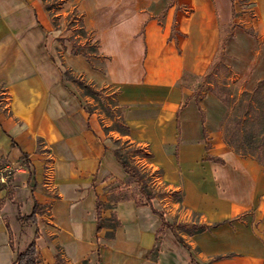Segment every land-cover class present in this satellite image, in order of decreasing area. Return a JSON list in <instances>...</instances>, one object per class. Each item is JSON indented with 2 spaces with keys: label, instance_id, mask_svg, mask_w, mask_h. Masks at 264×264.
Here are the masks:
<instances>
[{
  "label": "crops",
  "instance_id": "0c3cea01",
  "mask_svg": "<svg viewBox=\"0 0 264 264\" xmlns=\"http://www.w3.org/2000/svg\"><path fill=\"white\" fill-rule=\"evenodd\" d=\"M74 3L98 41L104 71L71 50L61 67L55 64L46 45L50 33L41 23L52 24L43 0H0V85L7 95L6 113L0 108V159L32 161L31 174L19 175L28 186V213L33 201L46 205L38 199V140L54 158L59 197L51 207L52 222L74 264L85 255L95 259L96 200L113 192L104 193V186L113 181L122 189L132 186L113 154L115 132L106 133L98 114L82 108L74 84L62 79L68 67L97 86L116 87L129 127L123 137L144 149L150 170L180 198L171 202L170 219L164 205L157 208L153 201L151 206L119 201L120 225L113 238L102 240L98 264H264V152L259 161L230 149L221 132L227 106L207 91L202 114L193 89L183 83L186 76L207 72L222 39V60L232 73L254 85L264 77V0ZM250 26L253 34L246 31ZM4 208L0 205V264H11V217L7 222ZM152 208L170 223L196 219L207 228L186 234L185 247L168 227L156 236L161 219ZM38 215L36 246L47 238L45 229L39 234Z\"/></svg>",
  "mask_w": 264,
  "mask_h": 264
},
{
  "label": "rangeland",
  "instance_id": "374dc122",
  "mask_svg": "<svg viewBox=\"0 0 264 264\" xmlns=\"http://www.w3.org/2000/svg\"><path fill=\"white\" fill-rule=\"evenodd\" d=\"M60 0H48L49 4L52 5V13L55 14L57 28L54 29L53 23L50 22L45 23L42 22L44 28L50 33L48 41L46 45L52 51V56L54 57L55 64L58 67H61V58L64 60L65 56L71 49V41L73 42H85V39L82 36H79V22L76 20V13L73 10L77 9L74 6L75 0H68L64 5L59 7ZM246 7L247 15L246 17L252 18L253 14L249 11L248 6H242V8ZM79 12V11H77ZM39 17V16H38ZM238 17V14H237ZM75 20V21H74ZM238 22V21H236ZM241 25L248 26L247 21L238 22ZM68 28V30H66ZM88 32V29H86ZM44 31V30H43ZM45 32V31H44ZM92 34V33H91ZM93 36V34H92ZM93 40H96L93 37ZM93 41H91L92 43ZM65 61V60H64ZM92 62L97 67L103 66L102 59L93 58ZM66 63V62H65ZM228 66V65H227ZM229 67V66H228ZM230 69V67H229ZM211 76L207 79L205 77H197V76H186L183 80V83L191 87L192 89H199L200 84H204L208 88H213L217 84H221L223 81L226 82L228 86H230L235 93V106L233 108L234 114L238 115L242 112V108L237 106L238 99L240 98L241 92L243 90L251 91L254 88L253 82L244 80L241 77H238L237 74H230L228 70L223 67L218 66L213 72L210 74ZM116 87L110 86L105 89L103 92H100L98 98H93L90 96H83L82 94L85 90H78L75 86L72 89L74 95L78 99L80 103H88V105L93 109L94 113L98 114L100 124L103 128H107L108 132L114 131L115 137L113 139L114 148H118L119 152L122 154V159L130 163L132 166H136L142 174L145 176V180L149 186V189L155 193V197L151 199L154 205L157 208L163 207L164 212L167 213V218L169 217V208L171 207V202L178 201L179 195L175 192H170L167 190L159 181V174L157 171H151L148 165L147 155L144 149L141 146H138L135 143L130 142L125 139L116 129L118 127L115 126V122L118 119L117 116V107L112 106L109 96L112 95L113 90ZM199 91H202L199 90ZM5 89L0 85V108L6 113L7 99H6ZM106 108H109V112L107 113ZM112 114V116H110ZM236 117V116H235ZM237 118V117H236ZM236 118L232 119L235 120ZM226 125V124H225ZM229 129L233 128V122L227 123ZM112 128V129H111ZM261 128L260 124H256L253 127H249V132H256ZM250 137L248 133L247 137L245 136V143L247 144V139ZM234 138V137H233ZM242 139L239 137V140ZM244 139V138H243ZM238 140V139H235ZM238 142V141H236ZM257 141L255 142V144ZM235 148L237 143H233ZM230 148V147H229ZM33 164L29 159L20 158L16 162L8 161L7 159H0V205L4 206V215L6 216L7 222H9V217H11V238L14 246V250L12 253V257L14 258L15 251H19L23 249L26 243L31 236L32 228H28L27 223L23 225V222L19 221V216L28 213L29 207L31 205L30 200H28L25 196V191L28 189V186L25 185L24 182L20 181L19 175L23 172H30L32 170ZM55 170H54V158L51 153L50 148L46 146V144L42 140H38V199L44 200V203L48 206L45 213L37 216V226L39 228V234L41 236V229H45L47 234V238L43 239L41 244L37 243L38 246V264H55L54 256L58 253L63 258L65 264H74L69 256L66 254L64 247L58 242L56 228L52 222V214L51 207L54 201L59 197L58 186L55 179ZM4 181V182H3ZM127 186L132 183L126 191H124V196L131 197L136 194L139 199H141L140 193L136 186L135 182H130L129 178L127 179ZM122 184V183H121ZM121 184L117 181H113L106 186H104V193L107 191L114 190L116 188H121ZM77 189H82L79 187ZM118 194H108L106 198L102 196V200L106 204H111L113 200H115ZM112 205V204H111ZM116 207V205H115ZM115 207L111 209H106L104 212V216L111 221L118 219L116 215ZM111 212H114L112 214ZM170 219V218H168ZM173 224L175 225L177 233L183 237V240H186L184 237L188 234L187 229L184 227V224L187 225H198V220L195 219L194 222H178L176 218H173ZM118 227L114 230V235L116 234ZM31 230V232H30ZM110 232V229H103L101 233L96 235V238L99 239L98 248L95 249L94 253L95 259L91 260L89 255H85L80 258V264H98L100 257V250L105 246L102 242L103 239H107L105 234ZM108 240V239H107ZM157 245L155 244L152 252L146 254L143 257V260H150L151 256L157 250ZM13 260V259H12Z\"/></svg>",
  "mask_w": 264,
  "mask_h": 264
},
{
  "label": "trees",
  "instance_id": "16d2710c",
  "mask_svg": "<svg viewBox=\"0 0 264 264\" xmlns=\"http://www.w3.org/2000/svg\"><path fill=\"white\" fill-rule=\"evenodd\" d=\"M45 7L51 17V21L55 28H57L56 23V15L52 13V5L49 4L48 0H43ZM65 0H60L59 7H61L64 4ZM76 13L77 21L79 22V36H82L85 39V42H73L71 39V53L72 54H80L86 58L90 66L94 69L104 71V67H97L93 64L92 59H102V56L98 52V41L93 40L92 32H88L82 22V15L77 12L76 10H73ZM235 14V13H234ZM75 21V20H74ZM236 23L233 22L231 24V27L235 25ZM58 29V28H57ZM68 30V28L66 29ZM246 31L250 34H253V28L250 26L246 28ZM230 33V31H227V35ZM91 41H93L91 43ZM223 49H224V39L221 40L220 47L218 50V53L208 68L207 72L202 75L201 77L209 78L211 75V72H213L218 66L225 68L228 70V73L232 74V71L229 69V67L223 62L222 56H223ZM62 79L70 81L74 84V86L78 90H85V92L82 94L83 96H90L93 98H98V95L100 92H103L105 89L107 90L108 86H97L93 82L89 81L87 78H85L82 74L75 73L70 68L65 67L64 70H62ZM202 91H199L201 90ZM207 91H211L216 95V97L222 101L227 106V113L224 117V119L221 122V132H222V138L224 143L230 147L236 154L240 156H253L257 160L261 161L262 155L264 152V77L261 79H258L255 83L254 88L251 91L243 90L241 92L240 98L238 99L237 106H240L242 108V112L238 115L234 114L233 108L236 105L235 104V93L233 89L226 84L225 81H223L221 84H217L213 88H208L204 84L199 85V89L194 88L192 96L195 98L196 103L198 104L200 111L203 114V111L200 107V100L204 96V94ZM118 92L117 90H113L112 95L109 94L108 99L111 102L112 106L117 107V116L118 119L115 122V126L121 135H128L129 134V127L125 123L121 107L119 106V102L117 99ZM82 108L88 112L89 114L94 113L93 109L88 105V103H81ZM107 113L109 112V108H106ZM112 116V114H110ZM237 118H236V117ZM236 118L232 121V119ZM233 122V128L229 129L227 123ZM226 124V125H225ZM260 124L261 128H259L256 132H249V127H253L255 125ZM104 131L107 133L108 129L103 128ZM112 129V128H111ZM248 133L250 134V137L247 139V144L245 143V136L247 137ZM204 137L207 139V133L204 129ZM234 137V138H233ZM239 137L242 138L239 140ZM244 138V139H243ZM238 139V140H235ZM238 141V142H236ZM257 143L255 144V142ZM233 143L236 144V148ZM209 144H206V149L208 148ZM113 154L116 158V160L122 165L124 171L127 173L128 178L130 182H135L136 186L138 188V191L140 193L141 199L137 197L136 194L132 195L131 197L124 196V191L126 189L122 188H116L113 190L111 194H118V196L111 204H106L102 198L98 197L96 200V233L99 234L103 231V229H110V232L105 234V237L107 239H111L114 236V230L119 227L120 222L118 219H115L114 221H111L110 219L106 218L104 216V212L106 209H111L115 207V205L119 201L131 199L133 200L136 205L142 206L147 205L151 206V199L155 197V193L149 189V186L145 180L144 174L141 173V171L136 167L130 165L127 161L123 160L122 154L119 152L118 148L113 149ZM23 157H26V155H23ZM207 157L221 161L219 158L207 155ZM47 210V205L39 204L36 201H33V205L31 208V211L28 214H23L19 216V221L23 222V225L27 223L28 228H32L33 230L31 232V236L29 237L28 242L23 247V249L19 251H15L14 258L12 260L11 264H38L39 263V257L37 252V246L35 243V239L38 237V229L36 227V215L37 214H43ZM152 211L154 214L158 215L161 219V225L156 231V236L161 235L164 232V228L168 227L170 228L174 235L176 236V239L185 247H188L183 238L177 233L175 225L173 223H170L165 220L164 214L162 211H158L152 208ZM115 215L114 212H111ZM185 228L188 231V234H194L200 231H203L207 228L204 224H198V225H187L184 224ZM10 246L14 250V246L12 241H10ZM55 258V264H65L63 258L60 256V254H56L54 256Z\"/></svg>",
  "mask_w": 264,
  "mask_h": 264
},
{
  "label": "built area",
  "instance_id": "2783aa9c",
  "mask_svg": "<svg viewBox=\"0 0 264 264\" xmlns=\"http://www.w3.org/2000/svg\"><path fill=\"white\" fill-rule=\"evenodd\" d=\"M1 178V177H0ZM4 182V181H3Z\"/></svg>",
  "mask_w": 264,
  "mask_h": 264
}]
</instances>
